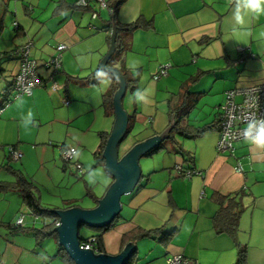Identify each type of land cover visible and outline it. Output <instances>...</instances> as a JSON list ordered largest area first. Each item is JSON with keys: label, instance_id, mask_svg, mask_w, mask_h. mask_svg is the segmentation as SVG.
Here are the masks:
<instances>
[{"label": "crops", "instance_id": "crops-1", "mask_svg": "<svg viewBox=\"0 0 264 264\" xmlns=\"http://www.w3.org/2000/svg\"><path fill=\"white\" fill-rule=\"evenodd\" d=\"M77 1L0 0V89H10L12 78L20 70L18 58L11 57L17 48L31 42V58L39 66V75L48 79L52 74L43 67L44 63L58 45L68 46L62 67L53 76L62 90L52 92L48 85L31 96L15 98L8 107H4L7 97L0 98V184H15L16 177L8 170L11 168L38 188L33 171L45 170L49 164L62 173L65 182L70 164L62 161V152L68 147H77L78 151L90 148L87 135L101 121V110L111 127L98 132L110 135L113 130L115 113L107 115L103 106V95L111 90L113 81L92 87L87 78L100 69L111 48L114 19L96 4L88 9L77 8ZM234 7L229 0H124L118 9L115 24L143 22V27L124 35L128 48L109 65L134 83L123 100L134 125L119 148L120 157L136 144L163 135L171 126L175 110L184 104L190 108L186 116H180L184 118L183 135L176 134V140L189 157L174 151L171 143L151 156H143L142 178L136 189L122 198L121 215L104 235L106 255L118 256L133 242L137 253L132 264H168L176 254L184 255L189 264H235V241L217 232L214 219L220 211L217 197L232 196L244 189L245 210L237 239L247 247L248 264H264V193L258 196L255 192H263L264 187L260 184L252 188L249 183L251 173L256 175V167L264 164V154L258 155L246 141L237 143L231 154L217 150L220 108L226 93L264 80V16L247 18L238 42L231 37ZM93 12L98 14L97 19L92 18ZM164 65L171 66L168 75L156 80ZM137 89L148 90L146 102H136ZM8 95L14 94L10 90ZM127 97L133 103L129 110ZM64 100L70 104L65 105ZM29 112L33 122L25 126L23 121ZM180 117L174 115L175 124ZM62 130L64 133L59 132ZM99 141L101 144L100 137ZM8 147L22 154L19 161L12 160ZM80 153L77 161L81 163L89 152ZM13 162L19 164L13 166ZM177 166L202 175L183 179L175 171ZM107 175L109 182L98 200L114 182ZM260 175L264 181V174ZM38 192L42 205L48 208L39 188ZM74 201L78 200L65 199L62 207L54 209L69 210L66 203ZM20 212L35 219L21 191L0 188L1 234L5 229L12 235L17 233L8 226L17 221ZM24 223L28 231L38 229L27 222L26 215ZM140 229L161 230L163 236L172 237L164 242L157 236L124 244L125 236ZM10 244L0 248L4 252L1 263ZM17 249L26 251L23 246Z\"/></svg>", "mask_w": 264, "mask_h": 264}, {"label": "water", "instance_id": "water-1", "mask_svg": "<svg viewBox=\"0 0 264 264\" xmlns=\"http://www.w3.org/2000/svg\"><path fill=\"white\" fill-rule=\"evenodd\" d=\"M112 23L111 48L105 58L102 59L100 69L106 67L114 70L113 75L117 77L115 79L119 84L113 102L115 122L102 155L105 171L114 178V182L94 209L85 210L76 207L69 210H52L60 222V226L55 229L59 245L74 264H127L130 261L137 250L135 243L130 242L118 256L96 255L92 249L82 248L79 238L80 230L82 227L101 229L116 221L122 212V198L130 195L142 178L140 160L168 140L175 127V114H173L171 126L163 135L136 144L122 158L120 157L119 148L125 139L129 126V115L123 106L128 87L122 73L116 68L109 67V62L116 52L115 20H112Z\"/></svg>", "mask_w": 264, "mask_h": 264}, {"label": "built area", "instance_id": "built-area-1", "mask_svg": "<svg viewBox=\"0 0 264 264\" xmlns=\"http://www.w3.org/2000/svg\"><path fill=\"white\" fill-rule=\"evenodd\" d=\"M92 4H96L100 9L107 10L111 16L114 10L108 6L105 0H78L76 7L87 9ZM93 19L98 18V14H92ZM17 27V24H15ZM18 28V27H17ZM95 28V27H94ZM33 44L30 42L25 46L17 48L15 55L20 61V70L12 78L10 89H0V98L7 97L4 107L10 106L15 98L20 96H31L35 91L44 90L50 85V90L57 92L62 88L55 82L54 75L59 73L62 67V58L65 51L68 50L66 44H60L56 48L55 54L44 63L43 67L49 71L51 75L48 79H43L38 73V64L31 58V48ZM244 53V49H239ZM170 65L161 66L155 79L159 80L168 75ZM12 91L13 96H9V91ZM65 105H69L70 101L64 100ZM4 110H1V113ZM264 118V80L262 83L247 87L235 88L226 93L225 103L220 108V139L218 141L217 150L220 154L233 153L235 145L239 142H244L243 129L247 125L249 119ZM78 151L75 147H68L62 152V160L67 164H74L78 174L84 172L83 165L73 159L72 153ZM9 153L13 161H19L22 154L14 148L9 149ZM175 171L179 177L190 180L196 176H201L202 173L194 169H185L183 166H177ZM32 216L38 220V217L32 213ZM25 215H21L16 221L18 226L24 225ZM51 223L55 224V228L60 226L59 220H52ZM94 238L88 240L87 243L82 245L84 249H93ZM189 260L182 254L172 255L168 259V264H189Z\"/></svg>", "mask_w": 264, "mask_h": 264}, {"label": "trees", "instance_id": "trees-1", "mask_svg": "<svg viewBox=\"0 0 264 264\" xmlns=\"http://www.w3.org/2000/svg\"><path fill=\"white\" fill-rule=\"evenodd\" d=\"M123 3H124V0H120V1L114 2V3H108V6L114 10V14L112 16V19L115 20L118 9L122 6ZM142 24H143V22L141 20L137 21L136 23L127 25V26H121V25L116 23V25H117L116 52L109 62L110 66L113 65L118 60V58H120L122 56L124 51H126L128 48V45H127L126 41L124 40V37H125L124 35H127L128 33L133 32V31L138 30L139 28L143 27ZM11 57L17 59V56L15 55V50L11 53ZM123 74H126V73H123ZM87 79H89V81H91V85H97L98 84L97 80L95 78V74L92 75L91 78H87ZM126 79H127V87H128L127 91H128V89L130 90L133 88L134 83L132 81H130L127 77H126ZM197 79L195 78L194 82L197 81ZM117 91H118V84L115 80H113V86H112L111 90L109 92H107V94L103 95V106L105 108V112L107 115H111L114 113L113 98H114V95ZM189 108L186 104H184L180 109H176L174 114L176 115V117H180L181 114L186 116ZM180 119L181 120L176 121L175 128L170 133L168 140H166L162 145H160L159 147H157L153 151L149 152L147 154L148 156H151L154 153L165 149V144L171 143L174 151H177L179 154H181L183 156L189 157V154L186 152H183L181 145L176 140V134L179 133V134L183 135L182 121L184 120V118L180 117ZM133 125H134V120L130 116L129 117V126H128V130H127L125 139L132 133ZM99 135H100V139H101V144H100L99 150L94 153V157L97 159L99 165L100 164L104 165L105 163H104L102 155H103V152L105 150L107 140L109 138V134L100 133ZM8 170L11 171V173H13V175H15L16 182H15V184H12V185L0 184V188L16 189V190L21 191V193L23 194L27 208L32 213H34L38 217V219L42 218L44 220V227L43 228H41V229L30 228V229H32V231H34L35 236L38 240H44L45 238L51 237V236L56 237L58 240L57 234L55 233V224L50 222L52 220L57 221L58 217L55 215V213L52 210H50V209H48L42 205L40 198L37 197L38 188L35 185H33L32 183H30L20 171H16V170L11 169V168H8ZM245 195H247V192H246V190L243 189V190L237 192L236 194H234L232 196H218L217 197V202L220 205V211L218 212L217 216L215 217L214 223H215V226L217 228V232L219 234H227V235L231 236L233 238V240L235 241V244L237 247V261L235 264H248V262H247V253H248L247 247L240 245L238 242V239H237V236L239 233L240 219H241V216L245 210V207L243 204V198L245 197ZM92 198H93L95 204L97 205L99 200L95 196H92ZM66 205H67V208H69V209L79 207L78 201L67 202ZM19 217H18V219H19ZM119 217L116 219V221L114 223H112L111 225H109L105 228L94 229L96 231V234L94 236H92V238L95 239V241L92 244V246H93L92 250L95 252L96 255L106 254L105 245H104V235L113 228L115 223L118 221ZM24 222H25V218H24ZM8 227H10L12 229V231H15V232L28 231V228L25 227V223L23 226H18L15 222L13 224H10ZM157 236L158 237L161 236L162 241L164 242V240L166 241L169 237H172V234H169V236L168 235L163 236V232L161 230L144 231V230L140 229V230H137V231L132 232L131 234L125 236L123 242H124V244H127L129 241H138L140 239L155 238ZM79 238H80L81 244H83L85 242L87 243L88 239H89V238H84L81 235L79 236ZM38 243H39V241H38ZM61 250L63 252L64 259L67 262L74 264V262L70 259L68 254L65 252V250L63 248H61ZM136 253L137 252H135V254L132 256V258L130 259V261L127 264H132L136 261Z\"/></svg>", "mask_w": 264, "mask_h": 264}, {"label": "rangeland", "instance_id": "rangeland-1", "mask_svg": "<svg viewBox=\"0 0 264 264\" xmlns=\"http://www.w3.org/2000/svg\"><path fill=\"white\" fill-rule=\"evenodd\" d=\"M259 74V77L262 79L263 74ZM98 86L99 84L95 86L93 85L92 87ZM130 104L133 105V103L130 102L127 97L126 109H130ZM81 109L83 110L84 108ZM100 113L101 121L98 122L97 126L92 128L93 131L91 130L92 132L88 133L87 135V139L89 138L87 143L90 144V148L88 150L81 148L79 151L89 152L84 154L83 160L81 161V164L84 168V172L82 174H78L74 164H70V170L68 171L65 182L62 180V173L58 170H55L50 164L47 165L45 170L33 171V175L35 176V181L37 183L36 185L42 194L43 204L48 208L54 209L55 207H62L64 205L63 202H65V199H73L78 200V205H80V208L87 210L89 207H93L95 205L92 196H95L98 199L103 195L105 186L109 182V177L105 171V166L98 164L97 159L94 157V153L98 150H96L95 147H97L98 143L100 144V136H98L100 132L98 131L110 129L108 127H111V123L106 119V117H103L104 115H102V110ZM105 122H109L108 125ZM59 132L64 133V130ZM95 132L98 133L96 134ZM7 149H9V147ZM61 163L63 168V162ZM13 164V166H17L19 163L13 162ZM89 168L98 169L97 182L91 186L87 178ZM260 171L263 173H259ZM255 173L257 176L253 173H251L252 175L249 176V183L251 187L255 188L256 185L260 184L264 187V181L260 180L259 178V176H262L260 174H264V164L258 165L256 167ZM255 192L258 196L264 193V191L258 192L257 190H255ZM37 197H40V193L38 191ZM23 214V212H20L19 216ZM25 215L27 222H31L30 225L32 227H38V229L44 227V220L42 218L38 220H31L32 218L28 213ZM2 233L4 234L0 233V248L3 249L6 246V243H11L9 246L12 247L7 249L5 259L2 261V263L0 261V264H72L64 259L59 242L54 236L47 237L44 240H38L34 231H20L15 235H12L10 234L9 230L5 229L2 230ZM93 233L96 234V231L88 227H82L80 230V235L82 237H91ZM18 246H23L26 251H19L17 249ZM3 253V251L0 252V260Z\"/></svg>", "mask_w": 264, "mask_h": 264}, {"label": "clouds", "instance_id": "clouds-1", "mask_svg": "<svg viewBox=\"0 0 264 264\" xmlns=\"http://www.w3.org/2000/svg\"><path fill=\"white\" fill-rule=\"evenodd\" d=\"M229 2L234 3L235 5L232 12V22L234 27L232 28L231 37L235 38L236 41L239 42V37L244 34L242 29L246 25L247 18H257L260 16H264V0H229ZM113 71L114 70L108 69L106 67L97 70L95 73L97 83L102 87L112 82L115 78H117L113 75ZM148 95V90L137 89V91L134 93V99L138 103L146 102L148 99ZM32 122V113L29 112L27 119L24 120L23 123L25 124V126H27ZM243 137L246 142L253 146L258 155L264 154V118L249 119L247 121L246 127L243 129ZM71 155L73 159H79L82 154L79 151H76ZM97 175L98 169L89 168L87 178L90 186L94 185L97 182Z\"/></svg>", "mask_w": 264, "mask_h": 264}]
</instances>
